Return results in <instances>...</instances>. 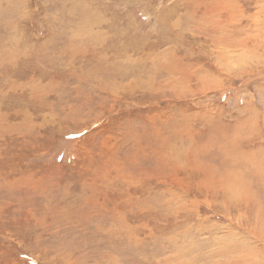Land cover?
Segmentation results:
<instances>
[{
    "label": "rangeland",
    "instance_id": "374dc122",
    "mask_svg": "<svg viewBox=\"0 0 264 264\" xmlns=\"http://www.w3.org/2000/svg\"><path fill=\"white\" fill-rule=\"evenodd\" d=\"M0 264H264V0H0Z\"/></svg>",
    "mask_w": 264,
    "mask_h": 264
}]
</instances>
